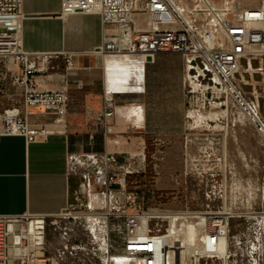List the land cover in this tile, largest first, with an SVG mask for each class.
<instances>
[{
	"label": "built area",
	"instance_id": "obj_1",
	"mask_svg": "<svg viewBox=\"0 0 264 264\" xmlns=\"http://www.w3.org/2000/svg\"><path fill=\"white\" fill-rule=\"evenodd\" d=\"M21 3L22 0H0V59L3 60L9 84L14 89H19L17 94L20 96L17 103L0 109V136L19 135L27 142H33L45 139L54 125L33 123L29 118L28 108L42 107L54 115L53 122H62L67 113L68 102L65 82L54 90H41L38 88L36 75L54 70L53 60L57 59L62 61L66 72L77 69V65L68 52H28L21 48L18 39ZM60 7L61 13L99 15L103 31L97 51L101 53L139 54L151 59L159 52L181 55L186 69V94L193 93L192 83L195 82L204 88L199 90L202 104L205 103L207 94L210 97L215 94V98H228L244 115L264 147V112L261 111L264 104H260L257 96L253 98L245 95L239 86L244 80L245 70L252 69L251 60L259 56L256 47L264 51V3L257 11L243 10L232 20L218 18L216 24L187 19L172 0H61ZM215 34L223 35L225 45L216 42ZM241 59H246L247 62L246 68L240 70ZM261 60L253 69L260 73L264 71ZM115 111L116 102L112 94L103 91L94 123L104 135L109 132ZM139 155L141 156L138 157ZM144 157L141 151L120 160L117 153L108 150L69 155L70 169L79 177V192L75 196V202L68 206L81 209L86 222L92 219L95 212L100 211V197L110 193L111 189L122 198V207L133 210L122 215L119 236L121 250L112 252L106 248L105 264H163L164 244L160 239L163 234L150 227L152 209L143 205L138 180H132L127 185V176L139 172ZM183 174L185 176L187 172L184 171ZM170 179L175 185H179L181 181L173 175H170ZM260 180L264 183V158ZM215 187L216 184H213L205 192L208 202L203 211H185L188 218H196L199 214L205 217L203 239L200 238V242H209L211 245V250L193 254L188 264H217L219 260L228 258L226 240L232 215L223 208L213 209L211 202L217 198ZM89 195L93 197L92 206L78 199L80 196L87 199ZM223 206L224 200L221 201V207ZM251 214L250 238L264 249V210L251 211ZM13 222L17 226L11 229L9 225ZM73 223V216H63L62 213L43 216L34 222L25 215H0V264H9L11 248L17 250V264H70L64 260L70 240L68 234L64 231L60 236L65 240L62 248H54L49 253L45 248V232L49 228L56 230L61 226L63 230H70ZM220 237L225 241L221 249L218 246ZM29 245H32L33 250L28 249ZM70 248L74 250L73 247ZM37 251H40V255H37ZM120 257H124L127 262L117 261Z\"/></svg>",
	"mask_w": 264,
	"mask_h": 264
},
{
	"label": "crops",
	"instance_id": "obj_2",
	"mask_svg": "<svg viewBox=\"0 0 264 264\" xmlns=\"http://www.w3.org/2000/svg\"><path fill=\"white\" fill-rule=\"evenodd\" d=\"M61 0H22L18 39L28 52L71 53L77 69H55L36 75L38 88L54 90L66 83L67 113L62 122L42 107L28 108L33 123L52 124L45 139L27 142L19 135L0 136V215L28 216L32 222L59 214L78 195L79 177L69 155L108 150L120 160L141 153L148 135L183 129L186 69L181 55L159 52L146 60L139 54L97 51L103 26L96 13H61ZM107 91L116 102L109 132L94 123ZM0 59V109L20 100ZM81 197V196H80ZM88 203V197L80 198ZM11 223L9 227H16ZM10 260L17 250L11 248Z\"/></svg>",
	"mask_w": 264,
	"mask_h": 264
},
{
	"label": "rangeland",
	"instance_id": "obj_3",
	"mask_svg": "<svg viewBox=\"0 0 264 264\" xmlns=\"http://www.w3.org/2000/svg\"><path fill=\"white\" fill-rule=\"evenodd\" d=\"M174 1L187 19L214 24L218 18L232 20L243 10L257 9L264 3V0H208L209 5H206L202 0ZM215 40L225 45L223 35L215 34ZM256 52L259 56L251 60L252 69L245 70L244 80L239 86L245 95L257 96L262 105L264 71L260 73L253 69L259 65L260 59L264 68V51L256 47ZM246 62V59L240 60V70L246 68ZM200 89L204 88L199 86L192 94H186L183 129L177 133L148 135L142 167L139 166L138 173L131 174L142 175L138 191L143 195V205L152 209L150 227L165 234L169 223L165 212L186 214V210L203 211L208 202L205 192L216 184L214 193L217 198L211 202L213 209L223 208L232 215L226 240L228 258L219 260L217 264H264V249L252 242L249 232L251 211L264 210V183L260 180L264 147L244 115L228 98L207 94L201 107ZM184 171L187 172L185 176ZM170 175L181 180L179 185L172 182ZM92 198L89 195L90 206L93 205ZM100 198L102 208L99 210L107 212L105 218L97 217L96 221L86 222L81 209L69 206L60 212L63 216H73L74 223L70 230H63L61 226L45 232L47 252L62 248L65 240L60 236L64 231L70 239L64 260L70 264H105L106 248L112 252L121 250L122 215L133 210L122 207V198L112 189ZM187 215L177 221L179 227L183 220L191 223L198 220V217L188 218ZM190 260L192 258L187 255L186 263Z\"/></svg>",
	"mask_w": 264,
	"mask_h": 264
},
{
	"label": "bare ground",
	"instance_id": "obj_4",
	"mask_svg": "<svg viewBox=\"0 0 264 264\" xmlns=\"http://www.w3.org/2000/svg\"><path fill=\"white\" fill-rule=\"evenodd\" d=\"M202 1L204 4L209 5L208 0H202ZM172 2L181 12L182 10L181 7L177 5V3L174 0H172ZM257 10L258 9H245L244 11H257ZM63 14L65 15V13ZM192 87L195 90L199 88V85L193 82ZM201 104L202 102L200 101L199 105L201 106ZM165 213H166L165 217L169 219L168 220L169 223L166 233L163 234L160 238L161 242L164 244L163 264H188L186 263L187 255H190L191 257L196 252H207L211 250V245L209 244V242L206 243L205 241H203L202 244H199L200 241L199 237L203 230V223L205 218L202 214H199L198 216L196 215L198 217V220L193 223L189 221L185 222L183 220L182 223L180 222V227H179V225H177V221L180 218H184L186 214L181 212H165ZM106 215L107 212L99 211V212H95L93 216H91V218L93 221H96L97 217L105 218ZM223 245H224V238L220 237L218 240V246L221 249ZM28 249L33 250L32 245H29ZM39 252L40 251H37V255H40ZM16 260H17L16 258L14 259V261L10 260L9 264H17L18 262ZM118 260L123 263L127 262V260L124 257L117 258V261Z\"/></svg>",
	"mask_w": 264,
	"mask_h": 264
},
{
	"label": "trees",
	"instance_id": "obj_5",
	"mask_svg": "<svg viewBox=\"0 0 264 264\" xmlns=\"http://www.w3.org/2000/svg\"><path fill=\"white\" fill-rule=\"evenodd\" d=\"M141 174L140 175H129L127 176V185H129V183L132 181V180H138L140 181L139 179L141 178Z\"/></svg>",
	"mask_w": 264,
	"mask_h": 264
},
{
	"label": "water",
	"instance_id": "obj_6",
	"mask_svg": "<svg viewBox=\"0 0 264 264\" xmlns=\"http://www.w3.org/2000/svg\"><path fill=\"white\" fill-rule=\"evenodd\" d=\"M149 59H150V57H149V56H147V57H146V60H149Z\"/></svg>",
	"mask_w": 264,
	"mask_h": 264
}]
</instances>
